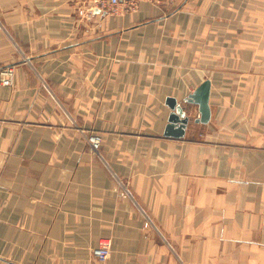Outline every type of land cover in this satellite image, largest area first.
<instances>
[{
	"label": "crops",
	"instance_id": "0c3cea01",
	"mask_svg": "<svg viewBox=\"0 0 264 264\" xmlns=\"http://www.w3.org/2000/svg\"><path fill=\"white\" fill-rule=\"evenodd\" d=\"M82 2L0 0V264H264V0Z\"/></svg>",
	"mask_w": 264,
	"mask_h": 264
},
{
	"label": "built area",
	"instance_id": "2783aa9c",
	"mask_svg": "<svg viewBox=\"0 0 264 264\" xmlns=\"http://www.w3.org/2000/svg\"><path fill=\"white\" fill-rule=\"evenodd\" d=\"M149 2L154 6L162 7L164 9H173L179 5L181 0H86L85 6L81 8L80 13L87 16L94 15L98 9L100 12L110 14H117L122 10L136 11L142 3ZM13 69L6 68L0 71V83L10 85L13 78ZM89 143L95 152H99L102 138L97 133H90L88 135ZM126 195V193L124 194ZM112 250V239L104 237L101 239L99 245L94 248V255L102 264H106Z\"/></svg>",
	"mask_w": 264,
	"mask_h": 264
},
{
	"label": "water",
	"instance_id": "95a60500",
	"mask_svg": "<svg viewBox=\"0 0 264 264\" xmlns=\"http://www.w3.org/2000/svg\"><path fill=\"white\" fill-rule=\"evenodd\" d=\"M96 12H99L97 9ZM210 92L211 81L206 79L193 92H191L182 102H179L174 97L167 98V104L171 108V113L166 125L165 135L174 136L177 138L185 135L186 128L190 121L188 114V105L195 104L198 106L199 117L195 119L196 122L207 123L211 118L210 107Z\"/></svg>",
	"mask_w": 264,
	"mask_h": 264
},
{
	"label": "rangeland",
	"instance_id": "374dc122",
	"mask_svg": "<svg viewBox=\"0 0 264 264\" xmlns=\"http://www.w3.org/2000/svg\"><path fill=\"white\" fill-rule=\"evenodd\" d=\"M181 2H182V0H181ZM181 2H180V3H181ZM82 3L85 4L86 2H82ZM180 3H179V5H180ZM179 5H178V6H179ZM178 6L175 7V8H178ZM175 8H173V9H169V10H168V9H167V10L165 9V10H166V11H165V12H166L165 14H168V12H170V11H172V10L174 11ZM92 16H93V15H92ZM92 16H89V18H91ZM11 84H12V83H11ZM100 136H101V135H100ZM101 138H102V136H101ZM88 141H89V140H88ZM101 145H102V142H101ZM100 148H101V147H100ZM93 250H94V249H93ZM93 254H94V252H93ZM94 256H95V255H94ZM95 257H96V256H95ZM96 258H97V257H96ZM97 259H98V258H97ZM98 260H99V259H98Z\"/></svg>",
	"mask_w": 264,
	"mask_h": 264
}]
</instances>
